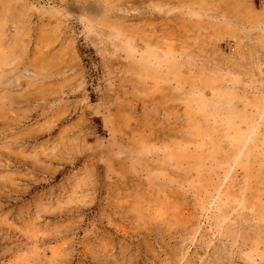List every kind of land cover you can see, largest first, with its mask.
Masks as SVG:
<instances>
[{"label": "rangeland", "instance_id": "374dc122", "mask_svg": "<svg viewBox=\"0 0 264 264\" xmlns=\"http://www.w3.org/2000/svg\"><path fill=\"white\" fill-rule=\"evenodd\" d=\"M0 264H264V0H0Z\"/></svg>", "mask_w": 264, "mask_h": 264}]
</instances>
